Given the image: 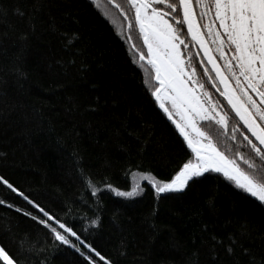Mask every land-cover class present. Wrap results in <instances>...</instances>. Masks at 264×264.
<instances>
[{
    "label": "trees",
    "instance_id": "trees-1",
    "mask_svg": "<svg viewBox=\"0 0 264 264\" xmlns=\"http://www.w3.org/2000/svg\"><path fill=\"white\" fill-rule=\"evenodd\" d=\"M134 43L139 30L110 0H0V176L24 194L0 182V246L19 264H86L53 246L34 201L114 264H264V205L222 174L180 193L152 188L147 173L168 180L194 154L151 95ZM231 131L212 134L229 156H250Z\"/></svg>",
    "mask_w": 264,
    "mask_h": 264
},
{
    "label": "snow or ice",
    "instance_id": "snow-or-ice-1",
    "mask_svg": "<svg viewBox=\"0 0 264 264\" xmlns=\"http://www.w3.org/2000/svg\"><path fill=\"white\" fill-rule=\"evenodd\" d=\"M110 3L120 9L129 33L139 30L143 43L132 47L145 69V83L194 154L168 180L147 173L155 193H180L205 173H219L250 203L264 205V0H124L126 9L117 0ZM229 125L230 139L236 141L239 133L250 156L239 151L229 156L214 138V128L227 131ZM0 182L19 192L4 176ZM87 184L95 196L99 189L90 180ZM105 187L118 196L136 195L135 189ZM30 203L43 213L45 218L33 219L47 229L53 246H70L86 264H114L67 222ZM26 244L27 250L35 247L34 241H21L22 248ZM0 262L19 264L3 246Z\"/></svg>",
    "mask_w": 264,
    "mask_h": 264
},
{
    "label": "flooded vegetation",
    "instance_id": "flooded-vegetation-1",
    "mask_svg": "<svg viewBox=\"0 0 264 264\" xmlns=\"http://www.w3.org/2000/svg\"><path fill=\"white\" fill-rule=\"evenodd\" d=\"M162 7H163V5H161ZM167 10V9H166ZM196 11H197V13H199V9L197 8L196 9ZM185 31H186V29H185ZM193 51L195 52V49H193ZM213 92L215 93V90L213 89ZM215 96H216V98H219V95H218V93H215ZM219 99H221L222 100V98H219Z\"/></svg>",
    "mask_w": 264,
    "mask_h": 264
},
{
    "label": "water",
    "instance_id": "water-1",
    "mask_svg": "<svg viewBox=\"0 0 264 264\" xmlns=\"http://www.w3.org/2000/svg\"><path fill=\"white\" fill-rule=\"evenodd\" d=\"M185 29H186V27H185ZM190 39V38H189ZM198 47V46H197ZM155 99V98H154ZM158 105V104H157ZM233 115H234V113H233ZM238 119V118H237ZM183 138V137H182ZM191 150V149H190Z\"/></svg>",
    "mask_w": 264,
    "mask_h": 264
},
{
    "label": "rangeland",
    "instance_id": "rangeland-1",
    "mask_svg": "<svg viewBox=\"0 0 264 264\" xmlns=\"http://www.w3.org/2000/svg\"><path fill=\"white\" fill-rule=\"evenodd\" d=\"M187 145V144H186Z\"/></svg>",
    "mask_w": 264,
    "mask_h": 264
}]
</instances>
